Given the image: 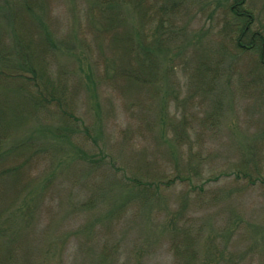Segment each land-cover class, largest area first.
<instances>
[{
  "label": "rangeland",
  "instance_id": "1",
  "mask_svg": "<svg viewBox=\"0 0 264 264\" xmlns=\"http://www.w3.org/2000/svg\"><path fill=\"white\" fill-rule=\"evenodd\" d=\"M103 1L0 0V264H264V44L236 0Z\"/></svg>",
  "mask_w": 264,
  "mask_h": 264
},
{
  "label": "trees",
  "instance_id": "2",
  "mask_svg": "<svg viewBox=\"0 0 264 264\" xmlns=\"http://www.w3.org/2000/svg\"><path fill=\"white\" fill-rule=\"evenodd\" d=\"M124 2L125 3H129V2L132 3L131 7L133 8V10L137 7L139 12H141L142 18L143 19L145 18L144 20H147V18L149 17V15H148L149 11L144 5L145 0H138V2H136L135 0H125ZM124 2H122V3H124ZM175 3H176V0H166V6L167 7L169 6V4L173 5ZM120 4H118V2L116 0H114V1L105 0L102 3H100V5H102V6H105V7L108 6L111 9L110 13L112 11H117L119 9L118 7H120ZM244 6H245V0H236L233 4H231L229 6V9L227 12L228 13L227 16H230L231 19L229 18V20L226 21L225 24H226L228 31L231 32L230 34H231V39H232L233 45L235 44V47L241 49V51H244V52L252 50L253 47H255V46H258V47H260L259 49H262L263 44H264L263 36L257 32H254V33L250 32L254 19H253L252 14L249 11H247ZM101 19L105 23L107 22V24H110V22L112 21L111 18L107 19V18L101 17ZM163 26H164L163 23L159 24L158 33H160V32L162 33L161 28H163ZM143 27L145 28V26H143ZM136 30L138 31V29H136ZM170 34H171V32L168 33V35H170ZM135 39H136L135 45H133L131 43L129 46L131 49H129L127 51L128 55L130 54V57H131V55L135 56V58L132 57V58H134L135 64H139V66H140L139 57H142L141 54L144 56L142 58L144 60H146L147 63H149L152 61V59L156 58V55H158L161 52L158 49L160 46L163 45V41H161V43H160V42H157L156 40H154V43H152V45H148L147 47H145V45L143 43V38H140L138 32L136 33ZM246 44H248V46ZM16 47H17V43H16ZM0 64H2L1 59H0ZM15 66H17V67L20 66L18 61H15ZM141 67H143V64ZM16 69H18V68H16ZM13 73L16 74V73H20V72H18V71L15 72V70H14V71H12V73H9V75H11ZM24 74H27V73L16 74L15 76H13L14 77L13 79H19L20 81H22V83L24 85L26 83H30L32 79L35 80L34 76H32V75H30L31 77L29 78V80L26 79V76H24ZM4 77H6L4 75V73L0 74V81L1 82H4V80L2 81V79H1ZM7 77H9V76H7ZM199 78H201V76H200V74H197L195 79H199ZM33 87L35 88L36 91L40 90L39 85H37V84H35ZM38 94H40V95H38ZM35 96H38L37 100L33 95H31V96L29 95L27 97V99H28L27 102H28V104H30L31 112H36L37 109H40L41 107H43L42 103H44V100H43L44 98H43L42 93L40 91H38L37 95H35ZM40 96H41V98H40ZM39 99H41V100H39ZM9 116L12 118V116H14V114L12 112L11 113L8 112V114H7L6 110L0 108V167H2L1 165L7 160V158L10 156L11 152L17 151L16 147L13 149H8L7 151H2V146H3L2 143L4 140H6V132H8V130H10V126L5 121L6 118H7V120L10 119ZM5 253H7V251Z\"/></svg>",
  "mask_w": 264,
  "mask_h": 264
}]
</instances>
